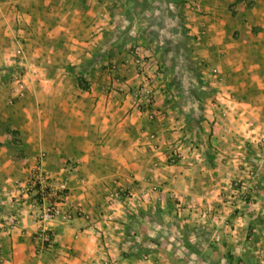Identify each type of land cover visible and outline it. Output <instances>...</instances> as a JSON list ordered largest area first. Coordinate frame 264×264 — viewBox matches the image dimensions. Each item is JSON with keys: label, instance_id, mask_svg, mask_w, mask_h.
I'll return each instance as SVG.
<instances>
[{"label": "crops", "instance_id": "obj_1", "mask_svg": "<svg viewBox=\"0 0 264 264\" xmlns=\"http://www.w3.org/2000/svg\"><path fill=\"white\" fill-rule=\"evenodd\" d=\"M202 2L208 15H193L190 27L214 86L190 91L192 101L170 75L157 84L118 42L103 39L105 3L0 4V264H159L162 247L181 252L163 264H187L194 226L197 236L207 231L209 240H197L205 249L252 264L253 229L264 236V0ZM18 64V79L8 81ZM138 88L151 95L143 110L134 106ZM185 136L198 142L196 159L166 165L167 149ZM41 154L46 174L68 177L71 211L68 221L46 223L45 247L26 214L16 227L7 217L17 207L7 202L12 182ZM248 174L257 177L256 201L230 199L233 181ZM115 188L134 191L125 204L137 214L118 216L106 231L104 196ZM198 205L210 210L197 213ZM160 220L181 229L152 228ZM167 234L164 246L158 238Z\"/></svg>", "mask_w": 264, "mask_h": 264}, {"label": "rangeland", "instance_id": "obj_2", "mask_svg": "<svg viewBox=\"0 0 264 264\" xmlns=\"http://www.w3.org/2000/svg\"><path fill=\"white\" fill-rule=\"evenodd\" d=\"M99 1L105 3L104 8L106 9V13L104 14L106 16L103 18V20L107 22V25H105L104 27L108 28V31H105L101 36L107 42H118L121 49L124 50L126 55L129 56L130 59L133 58L132 60L135 67L139 68L141 72L145 73L146 75L150 74L154 76V79H157V84L159 85H165V83H167L165 78L166 76L170 75L169 81L175 84L176 87L184 88L183 91L185 93L181 96L185 95L186 99H188L189 101L191 100V97L193 98V100H195L192 92L198 91L196 89H213V68L208 67L207 63H204L201 59H199L197 54L199 47V35L198 33L193 32L190 27L192 24L191 19L193 15H196L197 18L199 16L205 17L208 15L202 0ZM19 70L20 65L18 64L12 72L11 77L9 76L7 80H17ZM137 90H140V93L136 94V91L134 93V96L137 100L141 99V101L143 102L145 99H142V97L145 95L146 91L141 90V88H138ZM136 103L134 104V106H136ZM150 104L151 99L147 106L149 107ZM147 106L143 104L141 108H136L139 110H143L144 108H147ZM196 106L197 105H194V117H197L198 115ZM193 122L196 123L197 121ZM184 140L185 142H190L196 145V154L194 155V157H190L185 151L186 149H182L181 152L183 156H185V159L183 161L177 163H167L166 160L169 154L168 148L164 161L166 165H189L196 159L198 149L197 141H192L189 137L185 136L183 139H179L178 141H176L174 145H176L179 141L183 143ZM28 171L22 176L17 177L15 180L24 179ZM255 178L257 177L255 176ZM255 178L254 175L248 174L247 178L245 177L244 179L242 178L233 181L230 189L232 192V194H230V199L234 195L238 199L241 198L247 201H256V199L254 198L256 195V186H254L256 182ZM14 181L12 182V191L11 193L9 192V199H7V202L15 203L17 207L15 210L8 213V220L9 215L16 211L20 213L21 217V213H24L26 209L22 206V201H17L13 197L17 195L14 190ZM118 190H121V196L119 198H115L114 196H112V194L113 192ZM133 192L134 191L128 188H115L109 190L105 194L104 200L106 205L110 207V213L106 214V218H102L101 220L103 221V225L106 231H111L113 227L112 223H116L118 221V216L127 217L134 213L137 214V209L135 207L127 206L125 204L127 203L126 201L133 196ZM224 201L225 199L223 200V202ZM0 204L1 206L4 205V203ZM209 204H211V202ZM205 210L207 212L210 210V208H204L203 206L199 205L195 208V212L197 213H205ZM6 211L8 212V210ZM159 212H161V210H158L156 208L152 210L153 214H158ZM2 216L3 215H1L0 217ZM82 216L86 218L85 216H87V214L84 213L82 214ZM210 222L215 225H219L216 224V222H214L213 220ZM0 223L3 224V222ZM203 224L205 225L206 223ZM139 225L142 224L140 223ZM150 225L152 226V228L158 231L173 230V232H176L180 231L181 229L179 225L174 224L169 227V222L161 220L155 221ZM141 227L144 230L148 229L146 225H142ZM196 228V226L193 227V233L188 238L191 246L187 248L186 252H183L184 258L187 259V264H240L245 261V257H243L242 255L237 259L233 254H229L228 252H220L214 254L210 251V249H205L203 247L204 245L201 246L197 243V240L199 236L200 239L206 238V240H209V236L206 235L207 231L205 232L204 230H198L199 236H197L196 231L194 230ZM1 231L2 228L0 226V233ZM252 234H255L258 237L254 241L249 238V240H251L249 242V246H253V250L247 251L250 255H247V259L252 264H264V236L262 235V233H257L255 229H253ZM168 238L169 236L167 234L163 235V237L161 238H158V240L161 241L162 245L166 246V244L169 245V243L166 241L168 240ZM165 249L166 248L162 247L158 250L157 257L159 261L158 259L157 261L159 264H163L166 262L172 263L170 260L171 256L181 257V252L178 249L175 251H171V254H169V252H166ZM144 255L146 256V254ZM143 261H145L144 258H142V262Z\"/></svg>", "mask_w": 264, "mask_h": 264}, {"label": "built area", "instance_id": "obj_3", "mask_svg": "<svg viewBox=\"0 0 264 264\" xmlns=\"http://www.w3.org/2000/svg\"><path fill=\"white\" fill-rule=\"evenodd\" d=\"M7 0H0V4ZM247 4H251L253 0H245ZM10 76V75H9ZM11 77V76H10ZM137 90L136 94H139ZM150 92L146 91L142 99L137 100L136 107L141 108L150 102ZM182 149L188 153L190 157L196 154V145L190 142H178L169 149L167 163H177L185 159L182 154ZM44 155L41 154L36 164L28 171L24 179L14 181V190L16 196H13L17 201L26 203L24 214L29 218L30 224L35 229L33 237L37 240L40 246L45 247L51 242V230L46 228V223L59 220L68 221L70 217V209L67 203L69 187L67 176L48 175L42 168V160ZM68 172L73 170V165L69 164L66 167ZM121 190L113 192L112 196L119 198ZM87 217V216H85ZM11 227H16L20 224V213L17 211L9 215Z\"/></svg>", "mask_w": 264, "mask_h": 264}, {"label": "trees", "instance_id": "obj_4", "mask_svg": "<svg viewBox=\"0 0 264 264\" xmlns=\"http://www.w3.org/2000/svg\"><path fill=\"white\" fill-rule=\"evenodd\" d=\"M109 42H111V41H109Z\"/></svg>", "mask_w": 264, "mask_h": 264}]
</instances>
